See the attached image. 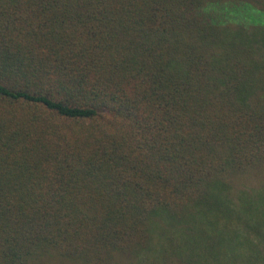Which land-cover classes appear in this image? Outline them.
Wrapping results in <instances>:
<instances>
[{
    "label": "trees",
    "instance_id": "16d2710c",
    "mask_svg": "<svg viewBox=\"0 0 264 264\" xmlns=\"http://www.w3.org/2000/svg\"><path fill=\"white\" fill-rule=\"evenodd\" d=\"M157 250L264 264V0H0V264Z\"/></svg>",
    "mask_w": 264,
    "mask_h": 264
},
{
    "label": "rangeland",
    "instance_id": "374dc122",
    "mask_svg": "<svg viewBox=\"0 0 264 264\" xmlns=\"http://www.w3.org/2000/svg\"><path fill=\"white\" fill-rule=\"evenodd\" d=\"M158 254H159V250L154 251L153 254H152V256H151V257H153V259L152 260H149L147 262V264H177L176 261H170L169 263H167V262L166 263H163L161 260L160 261L159 260H156L155 258H158ZM258 254L259 253L256 251L255 257H257Z\"/></svg>",
    "mask_w": 264,
    "mask_h": 264
}]
</instances>
